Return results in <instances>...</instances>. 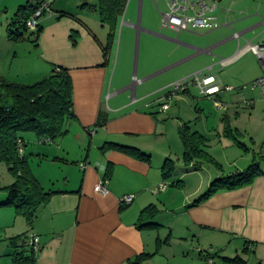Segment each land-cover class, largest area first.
I'll list each match as a JSON object with an SVG mask.
<instances>
[{
	"label": "crops",
	"instance_id": "obj_1",
	"mask_svg": "<svg viewBox=\"0 0 264 264\" xmlns=\"http://www.w3.org/2000/svg\"><path fill=\"white\" fill-rule=\"evenodd\" d=\"M28 1L0 0V75L21 83L25 77L45 78L55 66L66 68L76 116L66 123L67 132L57 144L56 153L62 154L60 158L68 170L59 175L32 173L46 192H54L40 205L31 225L22 222L21 230L28 229L27 242L32 234L39 236L34 264H233L224 257L241 255L246 260L250 252L258 264H264L262 165V174L250 184L218 190L194 205L213 180L227 175L206 177L199 170H188L179 184H185V176L195 175L199 184L193 192L180 197L178 190H168L163 180L164 164L152 161L154 144L165 137L159 111L170 110L163 111L161 106L158 110L155 102H168L166 92L176 81L212 68L210 73L234 87L210 99L214 104L224 97L234 103L253 104L256 91L262 97L261 89L253 88L252 83L264 69L249 43L264 44V0H219L215 15L221 26L214 30L178 31L165 26L159 30L140 15L137 22L122 21L125 35L116 42L114 38L110 40L106 56L109 32L108 36L104 34L105 24L97 33L76 15L49 8L39 20L42 30L34 39V57L23 61L27 54L20 52L23 40L11 38L8 24ZM156 7L161 20V12L168 9L167 2L163 11L158 4ZM198 10L195 7L194 12ZM135 30L141 40L144 35L145 42L150 43H145L138 68ZM236 32L241 33L239 39L234 37ZM163 45H170L169 50L164 51ZM19 54L23 57L18 58ZM193 89L199 90L192 84L175 95H190ZM244 91L252 99L245 98ZM101 118L103 123L99 124ZM69 132H74L71 141L78 144L75 149L65 144ZM107 143L137 148L150 160L115 148L103 151ZM207 147L204 144L199 149L215 161ZM72 151L74 159L70 157ZM50 152L55 154L54 148ZM103 178L109 180L106 193L95 190ZM161 183L165 184L162 190ZM125 195H134L132 203H122ZM151 204L159 210L153 218L158 225L142 227L140 212Z\"/></svg>",
	"mask_w": 264,
	"mask_h": 264
},
{
	"label": "rangeland",
	"instance_id": "obj_2",
	"mask_svg": "<svg viewBox=\"0 0 264 264\" xmlns=\"http://www.w3.org/2000/svg\"><path fill=\"white\" fill-rule=\"evenodd\" d=\"M48 1L51 2L50 9L52 11L61 14L65 12V14L76 15L84 23L90 26L92 25L91 27H94L93 29L97 33L104 29L100 14L96 8L94 10L90 7L91 4L97 3V0ZM154 1L141 0L139 4L140 0H129L125 16L123 17L122 15L116 24L115 34L113 36L115 42L123 39V35H125L124 31L126 29L122 27L121 22H137L139 15L144 22L148 21L154 27L158 26L159 30L165 29L162 25V19L160 20L158 16L156 6L158 4L159 10H165L166 0H156L157 4ZM85 2H88L90 5L83 7ZM108 32H110L109 25H105L104 34L108 36ZM23 33L25 39H21L23 41H20L19 44H21L20 52L27 53L21 60L26 61L34 57L32 48H35V37L33 31L30 29L23 30ZM133 33L138 68L139 58L145 52V43L148 45L150 43L145 42L143 39L144 35L141 40V35L137 34V30ZM140 47L141 52L139 51ZM169 48L170 45H163L164 51L169 50ZM29 52L30 54H28ZM19 55L20 57L18 58L23 57H21V54ZM134 67L135 58L133 56V69ZM42 79L44 77L37 79L35 76H30L23 78V80L21 79V83L32 85ZM251 89L249 88L248 90ZM255 94L257 96H252L254 97L253 104H248L246 101L234 103L224 97L221 100L226 104L225 109H218L213 100L202 96L199 90L196 89H193L190 95H175L176 98L173 99V103L170 102V110L167 112H161L160 110L161 104L166 101L165 99H158L159 101L155 102V107L160 110L158 118L160 124H162V133L165 137H162L154 144L152 161L153 163H167L168 166L172 167L169 170L168 176L163 177V180L169 185L168 190L176 189L179 192L178 195L182 197L197 189L200 179L198 180L196 175L189 178L185 176L184 179L182 178L185 184H179L178 180L181 179L180 177L182 175H186L184 173L186 171L188 172V170L190 172L199 170L201 174L197 173V175L200 174L206 177L213 175L214 177L216 173L228 175L230 172L236 171V169H245L253 160H259L264 167V161L260 158L261 152L264 151V99L259 96L258 91ZM161 95L162 91H160L158 96L161 97ZM248 95L247 92H243L245 98L252 99ZM181 128L187 135V143H183L181 140L179 133ZM73 134L74 132H69L66 135L68 137L65 139V144L75 149V145L78 144L71 141ZM24 135L27 139V144L24 148L27 157V167L33 174L36 172L43 175L46 173L59 175L61 172L68 170L65 166V160L63 161L60 158L62 154L56 153L57 144L59 145L63 138L58 137L50 142L44 143L45 136H38L32 132L24 133ZM200 135L202 136L200 139L201 143L198 144L207 145V150L215 161L209 160V157L203 154L202 151L196 153L192 150L197 146L195 139L197 140ZM51 148H54L55 154L50 152ZM185 152L196 154H194L195 157L192 160L188 161L187 157L184 156ZM73 155H75V151L71 152V159H74L72 158ZM68 164L74 165L72 161H69ZM191 166L195 167L188 168ZM17 178V174L10 169L8 164L0 162V264H24L23 262H15V254L20 251V248L15 245L20 244L21 241V239L15 238L20 235L28 236V229L24 227V230H21V228L24 226V223L27 225L29 223L25 217L17 213L14 206L2 204L8 198L6 197V187L15 182ZM177 181V185L171 184ZM159 208L164 209L161 206ZM22 222L24 223L22 224ZM246 260V264H258L256 257L251 252L247 254Z\"/></svg>",
	"mask_w": 264,
	"mask_h": 264
},
{
	"label": "trees",
	"instance_id": "obj_3",
	"mask_svg": "<svg viewBox=\"0 0 264 264\" xmlns=\"http://www.w3.org/2000/svg\"><path fill=\"white\" fill-rule=\"evenodd\" d=\"M128 1L97 0L95 4L90 5L88 2L83 4V7L90 5L94 10L96 8L102 23L109 25V44L104 48L105 56L108 53L110 40L115 34L116 24L124 14ZM43 2H48L51 5L48 0H30L17 9L15 16L8 24V32L12 39L21 40L25 37L23 30H28L27 20ZM63 13L65 14V12ZM41 30L40 22H38L37 28L32 30L35 39ZM74 118L76 116L72 111V84L66 68L55 66L49 76L32 85L9 81L0 75V162L8 164L18 176L15 182L6 187V197L8 198L2 204L14 206L17 213L25 217L29 225L33 223L40 205L47 202L54 192H46L27 167V157L24 151L27 139L24 133L32 132L38 136H45V143L47 138L52 140L63 136L67 132L66 123ZM102 123L101 118L99 124ZM179 133L183 143H187V135L182 128ZM201 138L200 135L197 140L195 139L197 146L192 150L196 153L201 151L199 150L200 144H198L201 143ZM19 141L22 142L20 147ZM108 148L118 149L141 160H150L148 154L134 147L107 143L102 147V150ZM190 153L185 152L184 154L188 161L192 160L196 154ZM260 158L264 161V151L261 152ZM163 166L162 175L165 178L172 167L167 163ZM260 174H262L261 163L259 160H253L244 170L213 180L207 191L193 204L200 203L218 190H230L248 185ZM158 214L159 210L153 204L143 208L139 216L141 226L156 227L158 224L153 222V218ZM15 239H21L20 244L15 245L20 248V251L15 254V262L34 264L36 252L28 245L27 237L20 235ZM224 259L233 264L247 263L241 255L233 258L224 257Z\"/></svg>",
	"mask_w": 264,
	"mask_h": 264
},
{
	"label": "built area",
	"instance_id": "obj_4",
	"mask_svg": "<svg viewBox=\"0 0 264 264\" xmlns=\"http://www.w3.org/2000/svg\"><path fill=\"white\" fill-rule=\"evenodd\" d=\"M210 1V2H209ZM168 9L161 12L162 24L165 27L180 30H198L218 29L221 24L215 15V10L219 0H166ZM195 7L199 10L194 12ZM50 8L49 3L43 2L34 12V14L27 20L26 26L30 30H35L38 26L39 18ZM234 37L238 39L241 33L236 32ZM249 49L262 61L264 69V44L249 43ZM212 68L207 71L195 72L183 79L173 83L168 91V102L161 104L163 111H167L170 107V102L173 100L174 95L186 90L190 85L195 84L201 94L209 99H215V96L221 92H230L234 90L233 86L223 84L221 80L210 73ZM252 87H259L262 91L264 98V73L252 83ZM215 106L218 109H225L226 104L220 100H215ZM45 141H50L47 138ZM22 142L19 141V147ZM108 178H103L96 186L97 192L106 193L108 191ZM161 190L165 188V184L161 183ZM134 199V195H125L122 198V203L130 204ZM28 245L34 249L35 252L39 250L40 240L39 236L32 234L28 239Z\"/></svg>",
	"mask_w": 264,
	"mask_h": 264
},
{
	"label": "bare ground",
	"instance_id": "obj_5",
	"mask_svg": "<svg viewBox=\"0 0 264 264\" xmlns=\"http://www.w3.org/2000/svg\"><path fill=\"white\" fill-rule=\"evenodd\" d=\"M48 3V2H47ZM37 37V36H36ZM36 40V39H35ZM110 47V46H109ZM109 53V52H108ZM166 92V91H165ZM166 93H168V92H166ZM132 203V202H131Z\"/></svg>",
	"mask_w": 264,
	"mask_h": 264
}]
</instances>
